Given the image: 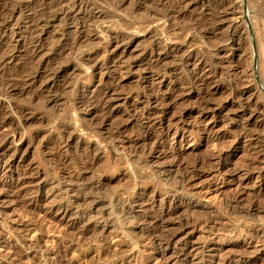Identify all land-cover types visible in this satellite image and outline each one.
Wrapping results in <instances>:
<instances>
[{"label": "rangeland", "instance_id": "1", "mask_svg": "<svg viewBox=\"0 0 264 264\" xmlns=\"http://www.w3.org/2000/svg\"><path fill=\"white\" fill-rule=\"evenodd\" d=\"M0 264H264V0H0Z\"/></svg>", "mask_w": 264, "mask_h": 264}, {"label": "bare ground", "instance_id": "2", "mask_svg": "<svg viewBox=\"0 0 264 264\" xmlns=\"http://www.w3.org/2000/svg\"><path fill=\"white\" fill-rule=\"evenodd\" d=\"M195 78V77H194ZM210 109V108H209ZM178 178V177H177ZM162 241V240H161ZM164 260V259H163Z\"/></svg>", "mask_w": 264, "mask_h": 264}]
</instances>
